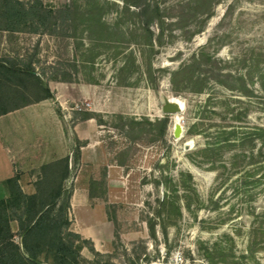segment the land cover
<instances>
[{"label":"rangeland","instance_id":"rangeland-1","mask_svg":"<svg viewBox=\"0 0 264 264\" xmlns=\"http://www.w3.org/2000/svg\"><path fill=\"white\" fill-rule=\"evenodd\" d=\"M11 1L18 2L21 9L41 2L49 10L72 7L74 13L65 19L58 15L49 18L38 33L36 22L25 24L18 19L13 26L19 31L6 30L7 4ZM217 1L212 11L196 13V0H146L162 11V20L152 23L150 42L145 30L148 19L133 14L138 9L127 8V0H0V32H10L14 37L13 57L7 60L10 66L23 67V57L36 69L35 74L45 69L53 72L50 69L54 67L57 82L87 84L90 92L93 90L88 101H67L63 111L71 113V118L67 115L69 123L77 119L88 121V117L94 120L83 125L84 130L90 131L89 139L84 141L99 142L100 148L89 151L94 157L81 171L85 180L82 185L92 186L93 194L104 200L100 201L106 204L115 225L113 247L102 253L91 241L75 237L78 233L73 225V211L70 214L72 198L59 200L51 214L55 221L28 239L29 246L44 250L37 262L63 264L62 255L58 254L60 243L69 248L67 258H77L76 264L97 262L95 258L100 257L95 253L103 254L101 264H212L207 258H222L218 254L220 249L227 261L216 259L215 264H236L247 254L254 219L243 210L241 197L232 187L234 179L226 181L222 171L212 172L211 164L195 152L213 140L210 134L219 131L218 126L233 124L227 106L209 108H217V112L203 121L208 127L212 125L206 135H199L202 126L192 130L194 124L202 122L201 110L208 97L238 98L232 106L237 112L244 109V98L239 87L232 92L226 90L206 67L202 68V77L195 76V81L198 77L206 80L203 93L192 92L193 85L179 91L172 85L174 72L189 64L201 50L217 58L216 73L221 74L222 81L226 74H247L260 58V68H264V0ZM100 7L105 8L103 15ZM0 82V113L34 103L46 95L45 85L29 74L0 71ZM47 82L46 85L56 81ZM172 98L182 101L185 110L165 115L163 106ZM262 110L261 106H254L251 123L264 125ZM166 116L170 126L167 136L162 138L158 121ZM178 126L182 129L180 138L176 137ZM96 156L99 161L95 163ZM112 164L115 168L110 174L107 166ZM64 173L66 167L60 165L45 177L43 194L28 200L26 223L32 221L34 212L53 200L51 196L61 187ZM182 173L192 175L189 192L184 194L181 189L175 204L163 206L172 200L157 182L170 178L179 184ZM110 192L113 197L108 204ZM69 201L70 209L65 210ZM216 202L218 208L213 205ZM179 206L182 216L177 211ZM256 206L264 207L263 197ZM156 213L157 234L152 237L147 222ZM65 220L67 228L62 224ZM15 240L22 246L21 239ZM217 243L220 247L216 248ZM259 262L264 264L263 252H257L243 264Z\"/></svg>","mask_w":264,"mask_h":264},{"label":"trees","instance_id":"trees-1","mask_svg":"<svg viewBox=\"0 0 264 264\" xmlns=\"http://www.w3.org/2000/svg\"><path fill=\"white\" fill-rule=\"evenodd\" d=\"M217 3H219L217 0H196L194 10L196 13H202V11H212L214 5ZM18 4L19 3L16 1H11L7 4L8 10L6 15L9 19L6 30L19 31L18 28L13 26L16 23L15 19H18L19 21L23 20L25 24L36 22L38 29L35 33H38L39 30L45 26L46 22L49 21V18L58 15L65 19L74 13V9L72 7H66L55 12L54 10L46 8L41 2H38L33 7L24 9L19 8ZM127 5V8L133 6L138 9V12H132L133 14L148 19L146 21L145 30L148 32L149 41L152 42L153 33L150 31L152 23L162 20V11L160 6L151 5L147 3L146 0H127ZM104 11L105 8L100 7V15H103ZM209 13L211 15V12ZM100 25L103 27L106 26V24L102 22ZM260 59L257 60L255 68H250L247 74H238L236 76L233 74H226L225 80L222 81L219 80V78L222 77L221 74L216 73L218 72L217 66L219 64L217 58L214 55L201 50L199 55H194L192 61L189 64L184 65L178 71L174 72L172 77V85L174 87L176 86V91H179L180 89H187L193 85L192 87L194 90H192V92L203 93L205 90L204 83H206V80L201 79L205 73L202 68L206 67L207 72L216 74V79L219 84L224 86L226 90L232 92L239 87L238 92L244 98L241 102L245 105V107L241 112H237L235 108H232V106H235L233 102H237L238 98L233 96H228L226 98H215L213 96L208 97L205 106H202L201 111L204 112L201 113L204 117L202 116L203 118L201 124H194L192 128L195 132L199 126H202L204 129L202 128L199 132L201 134L199 135H206L208 132L207 129H209L212 125L208 127L209 124L205 125L203 121L210 119L211 114L214 111L217 112V108L214 110L209 108L223 104L227 106L230 112L229 121H233V124L230 126H218L219 131L215 134H210L211 137H213V140L206 143L203 148L197 149L195 152L201 154V156H203V158L211 164L212 172L219 173L222 171V178L227 177L226 181L228 179H234L232 181V187L234 188L236 195L241 197V202L244 206L243 210L247 211L249 217L254 219L252 228H250L251 238L246 250L247 254L242 255V257L239 258L240 263L236 264H243V261L248 262L257 252L264 253V207L258 208L256 206L259 198H264V125H254L250 122V113L255 105L261 106L263 109L262 111H264V68H260ZM21 62L24 66L19 68L10 66L9 63L5 64L4 62H0V71L5 73L29 74L34 76L42 85H45L46 95L50 98L51 94L47 90L48 85H46V83H48L47 81H59L56 76V69L50 66V70H53V72H48L47 69H45L38 75L35 74L36 69L31 63H26L24 60H21ZM196 74L201 75V77H198L195 81ZM64 82L69 83L67 81ZM1 85L2 83L0 82V88ZM1 103L2 102H0V107L3 105ZM7 112L8 111H3L0 115L6 114ZM90 119L93 118L88 117L85 120ZM136 124L141 125L140 123ZM149 124L151 126H155L152 123ZM158 125L160 126L159 136L162 138L166 137L170 126L169 116H166L162 120L158 121ZM79 144L81 143L78 142V146ZM64 174L66 175V173ZM192 179L191 174L186 175L182 173L179 184L174 183V181L170 178H164L162 182L158 181L157 185L159 187L163 185L166 189L167 198L172 200V203H169V200L167 199L168 202L166 201L162 205H172L175 201L174 199H177L178 201L180 199L178 193L181 189H183L181 191H183L184 194L189 192L190 186H188V183L192 181ZM18 181L19 179L15 178L8 183L11 192L10 198L0 202V264H42L37 261L38 255H40L44 250L39 248L34 249L35 245L29 246L30 243L28 242V239H30V237L37 231L46 228L45 225L47 223L55 221V219L51 218L53 208L57 206L59 200H70L71 194L68 191H63L61 185V187L55 192L54 196H51L53 197V200L49 204L43 205L40 211L36 213L34 212L32 221L26 223V217L27 214H29V209L26 208L29 202L28 200L38 199L43 192H40V195L38 196H26L22 192ZM213 205L215 208H218L219 203L216 202ZM64 209H70V201L67 205H65ZM177 211L180 216L183 215L182 208L180 206L177 208ZM157 217H159V213L154 214V216L147 222L149 232L152 237H156L157 234ZM13 221H17L19 223L20 234L23 236L22 246H19L11 241L12 233L10 230V223ZM62 224L64 228H67L68 221L65 220ZM42 234L47 236V233L45 232H42ZM74 235L80 241H86L83 240L79 234ZM225 237H228V235ZM229 239L232 240L230 236ZM59 247L58 254L60 256L62 255V258H60L62 263L76 264V260L74 259L77 258H67V254H69L67 249L69 250V248L63 243H60ZM215 247H220V244L217 243ZM92 252H94V249H92ZM218 254L222 258L207 259L212 264H215L214 261L216 259H220L223 262L227 261L222 249L219 250ZM95 255L100 257L95 258L98 261L88 262L90 264H101V260L103 259L101 257H103V254L95 253ZM132 264L137 263L132 261ZM259 264L261 263L259 262Z\"/></svg>","mask_w":264,"mask_h":264},{"label":"crops","instance_id":"crops-1","mask_svg":"<svg viewBox=\"0 0 264 264\" xmlns=\"http://www.w3.org/2000/svg\"><path fill=\"white\" fill-rule=\"evenodd\" d=\"M13 45L12 34L0 32V62L6 64L8 59H12ZM47 90L50 98L45 95L34 103L0 115V200L10 198L8 183L15 178L19 179L26 196L40 195L44 191L45 177L58 166H65L67 172L62 179V189L71 194L70 214L73 211L76 219L74 228L80 236L91 241L96 250L102 253L110 251L115 240L114 222L106 211V204L100 201L103 199L93 194L92 186L82 185L85 180L81 171L94 157V153L89 151L100 148L99 142L84 141L89 139L90 131L84 130L83 125H90L94 120L82 122L77 119L78 123L72 128L75 121L69 123L67 118V115L71 118V113L63 111L67 101H88L93 90L90 92L87 84L66 82H50ZM96 100L97 107L99 98ZM78 142L81 143L79 146ZM96 159L95 163L99 156ZM107 167L111 174L115 166ZM108 196L110 204L113 193ZM10 230L11 241L17 244L15 238H18L23 243L17 221L10 223Z\"/></svg>","mask_w":264,"mask_h":264},{"label":"water","instance_id":"water-1","mask_svg":"<svg viewBox=\"0 0 264 264\" xmlns=\"http://www.w3.org/2000/svg\"><path fill=\"white\" fill-rule=\"evenodd\" d=\"M182 111V107L179 103H174L171 100H168L164 106H163V112L165 115H176L180 114ZM181 127L178 126L176 128V137L180 138L181 137Z\"/></svg>","mask_w":264,"mask_h":264},{"label":"bare ground","instance_id":"bare-ground-1","mask_svg":"<svg viewBox=\"0 0 264 264\" xmlns=\"http://www.w3.org/2000/svg\"><path fill=\"white\" fill-rule=\"evenodd\" d=\"M172 102H174V103H179L180 105H181V107H182V111L181 112H183L184 110H185V106H184V103L182 102V101H180L179 99H177V98H172V99H170Z\"/></svg>","mask_w":264,"mask_h":264},{"label":"built area","instance_id":"built-area-1","mask_svg":"<svg viewBox=\"0 0 264 264\" xmlns=\"http://www.w3.org/2000/svg\"><path fill=\"white\" fill-rule=\"evenodd\" d=\"M180 261L183 262V258H180Z\"/></svg>","mask_w":264,"mask_h":264}]
</instances>
